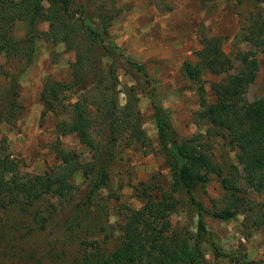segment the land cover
<instances>
[{
	"label": "rangeland",
	"instance_id": "obj_1",
	"mask_svg": "<svg viewBox=\"0 0 264 264\" xmlns=\"http://www.w3.org/2000/svg\"><path fill=\"white\" fill-rule=\"evenodd\" d=\"M98 20L100 14L111 18L106 42L119 48L101 50L97 64L87 66L89 81L65 91L59 111L46 110L42 90L50 79L71 81L77 53L64 42H52L44 36L35 41L31 64L20 55L0 53V106L6 99L10 116L0 121V142L5 152L19 163V174H42L62 164L60 150L75 153L81 161H94L87 176L82 170L73 174L74 191L67 196L48 195L37 202L48 221L41 223L35 210L25 212L17 204L0 206V264H87L84 253L97 246L111 252L121 244L124 225L131 212L142 208L149 196L160 197L172 181L170 166L160 149L154 118L156 98L170 114L171 122L182 137L205 141L209 120L202 116L199 82L188 78L183 65L197 62L198 52L207 37L219 36L222 48L232 59L237 73L245 68L244 57L256 59L258 69L249 86L247 98H264V1L257 0H73ZM47 3V2H46ZM77 7V6H76ZM48 22L40 24L48 29ZM28 25L15 22L14 34L27 35ZM249 32L261 38L252 40ZM125 56L141 63L148 75L136 70ZM99 60V62H98ZM100 63V64H98ZM113 67L112 77L108 74ZM205 70L201 77L208 102L217 98L212 84L227 78ZM94 86V89H90ZM16 92V93H14ZM85 101L94 118L91 126L95 147L75 134L60 135L58 126L69 120L73 104ZM140 112V126L146 140L138 141L129 126L112 123L108 113L120 115L129 99ZM116 99L117 103L114 102ZM111 102L112 108L107 110ZM97 105L102 106V112ZM107 111V112H106ZM112 111V112H111ZM117 119V118H115ZM209 149L221 166L223 176L237 175L244 198V208L235 218L223 220L212 213L230 206L231 198L218 175L206 186L196 189V196L208 209L205 219L211 233L202 236L201 247L207 264H264V189L257 191L242 177L239 151L221 136L211 139ZM237 166V169L236 167ZM108 172L106 184L87 200L89 191ZM239 170V171H238ZM178 204L170 215L168 234L178 233L192 243L198 234V208L187 195L177 194ZM85 207V216L79 210ZM238 210V208H233ZM219 246L220 251L214 249ZM96 248V247H95ZM87 249V251H86Z\"/></svg>",
	"mask_w": 264,
	"mask_h": 264
},
{
	"label": "trees",
	"instance_id": "obj_2",
	"mask_svg": "<svg viewBox=\"0 0 264 264\" xmlns=\"http://www.w3.org/2000/svg\"><path fill=\"white\" fill-rule=\"evenodd\" d=\"M22 19L27 22L28 32L25 37L18 38L14 34V26L16 21ZM45 22L49 23L48 29L41 30L40 24ZM110 24L111 18L108 14H100L98 20L92 21L87 11L81 5L73 3V0H0V53L20 55L31 64L35 41L41 36L55 43L64 42L70 49L75 50L77 57L73 63V79L62 81L49 78L41 93L46 110L59 111L60 96L65 91L89 81L92 72L87 71V66H96L100 51L105 49L110 52L119 48L113 41L111 44L106 42L104 35H109ZM261 29L264 31V26L261 25L260 31ZM261 34L255 36L254 32H249L248 37L255 41L261 38ZM261 40L264 41V38ZM125 57L133 68L148 75L141 63L130 56ZM244 62L243 70L229 73V69L233 68L232 59L223 50L222 39L211 36L203 41L197 62L187 61L183 65L185 75L199 82L202 116L211 123L205 141L198 140L196 136H180L171 122L169 111L154 98L159 145L172 175L170 187L167 190L162 189L159 198L149 196L142 208L131 210L119 246L106 253L97 246H92L90 252H85L83 257L87 264H207L201 241L202 236L211 233L205 219L209 212L204 202L197 198L196 189L206 186L212 175L221 178L231 202L230 206L212 213L216 218H235L240 212L239 209H243L245 205L244 198L238 194L241 187L238 185L237 175H222L221 166L209 152L211 141L208 139L215 136L225 138L232 148L239 151L238 158L243 164L242 177L248 186L257 191L264 189V98L253 101L247 98L249 86L255 80L259 65L256 59H249L247 56L244 57ZM205 70L216 74L228 73L227 78L212 84L217 96L214 102H208L205 97L201 82ZM112 73L114 69L111 66L108 71L110 77ZM95 87L97 86L90 89ZM114 102L117 103L116 99ZM13 104L14 101L7 98L6 106H0V121L3 117L10 116L11 111L6 108ZM96 107L102 112L101 104H96ZM110 108L111 102L107 110ZM90 110L85 101L78 99L71 109L70 119L59 124L60 135L75 133L83 143L95 147L91 132L94 118ZM108 113L105 117L110 116L112 123L118 121L119 126H129L135 139L145 142L146 134L140 126V112L136 111L133 99L128 100L120 115L117 116L114 111L111 113L113 116ZM59 156L63 162L58 169L22 176L19 174L18 161L5 152L4 144L0 142V206L17 204L25 212L35 210L41 223L48 221V216L42 213L40 207H34L37 202L48 195L63 197L73 193V174L82 170L88 176L93 171L94 161L85 163L71 150L61 149ZM107 179V169L102 167L100 177L91 187L87 200H91L93 194L106 184ZM184 193L198 208V234L192 243L189 238L180 237L178 233L168 234L171 229L169 217L178 204L176 195ZM82 204L80 203L79 210L85 216L86 210ZM262 216V221L255 220L257 225L264 222V210ZM214 249L220 251L219 246L214 245ZM245 264L257 263L246 260Z\"/></svg>",
	"mask_w": 264,
	"mask_h": 264
}]
</instances>
